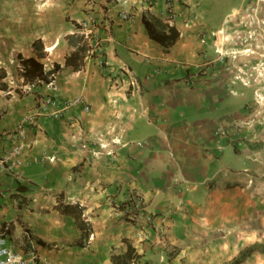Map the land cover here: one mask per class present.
Returning a JSON list of instances; mask_svg holds the SVG:
<instances>
[{
	"label": "crops",
	"instance_id": "1",
	"mask_svg": "<svg viewBox=\"0 0 264 264\" xmlns=\"http://www.w3.org/2000/svg\"><path fill=\"white\" fill-rule=\"evenodd\" d=\"M54 3L37 31L44 57L32 42L11 57L0 42L10 83L0 89V134L41 113L48 95L83 96L90 110L38 114L30 127L21 176L1 184L0 228L14 222L13 248L36 264H231L263 243L264 105L235 78L242 62H264V26L251 28L260 32L248 52L219 34L231 36L245 11L264 19V0H129V18L117 0ZM221 3L232 4L228 19L215 16ZM146 11L176 27L174 44L150 36ZM221 44L232 52L224 61ZM31 56L44 73L25 81ZM9 148L0 137V154ZM136 194L150 220L125 213ZM240 264H264V252Z\"/></svg>",
	"mask_w": 264,
	"mask_h": 264
},
{
	"label": "built area",
	"instance_id": "2",
	"mask_svg": "<svg viewBox=\"0 0 264 264\" xmlns=\"http://www.w3.org/2000/svg\"><path fill=\"white\" fill-rule=\"evenodd\" d=\"M122 2L123 10L122 17L129 18L130 14L126 10L129 5V0H117ZM264 24V20L262 22ZM250 31V37H253V33ZM89 37V36H88ZM251 50V49H250ZM221 55V51H218ZM250 53V52H249ZM222 55V61L225 60V56ZM209 64H204L202 70H206ZM126 74H130V70L126 67L122 70ZM132 78V73L130 74ZM56 72L52 73L48 78V86L55 88ZM130 78V79H131ZM117 79V78H115ZM239 80L245 86L257 87L255 93L258 98V103L264 105V62L258 65H251L250 62L245 63L238 68L236 75ZM23 83V81H22ZM116 83V82H115ZM131 83H135V79L132 78ZM118 84V83H116ZM27 85H23L24 88ZM35 86V84L29 85ZM77 104H86L83 96L76 97L74 100L60 101L56 96L48 95L46 97L44 106L41 109V113H35L25 116L17 125L14 130H4L0 137L7 139L10 142V148L0 154V205L5 192L1 188L2 181L6 174H12L15 177H20V169L25 164V152L28 146L26 141L28 131L32 125L38 127V114H43L50 118H64L67 117L66 112L70 111ZM85 110L89 111L90 107L85 105ZM85 147V145H83ZM125 213L133 221L150 220L151 216L146 211L145 199L141 194L131 196L129 199ZM14 225L13 221H8L3 227L0 228V264H36V256H26L17 252L10 243V233Z\"/></svg>",
	"mask_w": 264,
	"mask_h": 264
},
{
	"label": "rangeland",
	"instance_id": "3",
	"mask_svg": "<svg viewBox=\"0 0 264 264\" xmlns=\"http://www.w3.org/2000/svg\"><path fill=\"white\" fill-rule=\"evenodd\" d=\"M54 1L56 0H0V42L4 46L10 47L11 57H19L21 55V52H18L19 49L25 51L28 44L33 42L34 39L40 38L37 37V31L42 26L43 13L49 11L51 6H54ZM222 3L218 11L215 12L218 20L228 19L232 9V4L225 3L222 5ZM254 16L257 15L255 14ZM239 20L240 25L231 31V36L226 31L219 34L221 43L224 44L225 41L229 43L234 38L241 42L243 51L245 49L252 50L249 45H246L251 40H256L259 37L260 29L251 28H253V25L264 26L261 23L264 19L250 18L248 12L245 11L241 14ZM250 31H252L253 37H250ZM262 35L264 37V32ZM225 38L227 39L225 40ZM221 48V55H226L225 57L232 53L227 46L223 45ZM243 51L242 54H245ZM245 63L242 62L241 66ZM250 64L261 65V63Z\"/></svg>",
	"mask_w": 264,
	"mask_h": 264
},
{
	"label": "trees",
	"instance_id": "4",
	"mask_svg": "<svg viewBox=\"0 0 264 264\" xmlns=\"http://www.w3.org/2000/svg\"><path fill=\"white\" fill-rule=\"evenodd\" d=\"M144 21L152 38L159 40L167 45H172L176 42L179 36L178 30L175 26L169 25L166 19H162L154 15L150 11H146V13L144 14ZM32 45L38 57H44L46 55L44 43L41 38L34 39ZM66 61L69 62V58H67ZM22 64L24 65L22 69V75L25 77V81H33L36 76H41L44 73L43 63H41L35 56L23 58ZM55 69H57V66L55 67ZM7 78L8 71L4 66L0 64V89L6 91L10 90V83ZM15 90H19V87H16ZM76 209L77 205H70L69 203L63 205V210L76 214L80 225L85 227V221L82 220L81 214L79 215ZM255 251L264 252V242L255 243L246 247L232 261L231 264H240Z\"/></svg>",
	"mask_w": 264,
	"mask_h": 264
},
{
	"label": "bare ground",
	"instance_id": "5",
	"mask_svg": "<svg viewBox=\"0 0 264 264\" xmlns=\"http://www.w3.org/2000/svg\"><path fill=\"white\" fill-rule=\"evenodd\" d=\"M247 52L249 51V50H246Z\"/></svg>",
	"mask_w": 264,
	"mask_h": 264
}]
</instances>
